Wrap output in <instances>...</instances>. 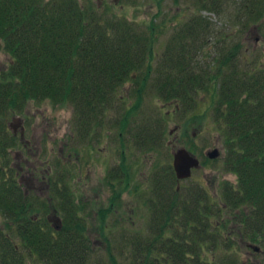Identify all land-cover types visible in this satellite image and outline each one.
Here are the masks:
<instances>
[{
	"label": "trees",
	"instance_id": "16d2710c",
	"mask_svg": "<svg viewBox=\"0 0 264 264\" xmlns=\"http://www.w3.org/2000/svg\"><path fill=\"white\" fill-rule=\"evenodd\" d=\"M92 1L87 8L81 0H0V39L12 56L1 72V111L22 112L29 98L67 102L73 108L75 133L85 141L92 129L97 132L105 125L121 87L131 82L136 98L121 128L144 149L157 146L166 129L165 117L139 115L146 86L183 115L208 91L211 129L224 147V153L213 159L222 158L225 169L237 176L234 185L224 182L221 206L226 210L221 208V218L212 221L218 211L206 188L183 187L172 164L158 168L152 176L148 234L129 239V264H193V258L202 261L205 248L234 247L235 234L249 237L264 256V63L255 59L258 64L252 67L240 59L242 45L227 46L224 31L219 33L199 12L172 32L157 64L151 56L153 24L139 29L134 19L101 10ZM230 1L197 4L201 11L217 13ZM254 1L232 0L229 8H234L235 22L247 23V8ZM258 6L252 15L256 18L264 16V0ZM209 30L220 37L207 60ZM16 141V135L0 124V212L16 223L9 232L0 229V264H27L32 258L46 264H86L92 247L86 222L79 219L81 207L66 187L52 188L50 200L62 211L63 223L56 226L47 219L44 199L32 200L24 193L11 163L9 147ZM121 167L108 171L112 185L129 179L128 169ZM61 181L67 179L63 176ZM232 218L236 221L230 228ZM211 241V247L203 246ZM108 243V261L120 264ZM232 258L228 264H243L238 256Z\"/></svg>",
	"mask_w": 264,
	"mask_h": 264
},
{
	"label": "rangeland",
	"instance_id": "374dc122",
	"mask_svg": "<svg viewBox=\"0 0 264 264\" xmlns=\"http://www.w3.org/2000/svg\"><path fill=\"white\" fill-rule=\"evenodd\" d=\"M81 1L87 4L88 8L89 1L92 0ZM233 1L235 3L237 0ZM260 1L255 0L248 5L245 18L247 23L244 20L235 22L233 19L234 8L232 6L229 8V5L233 4L232 0L224 6V11L217 13L209 9L199 11L200 5L197 4V0H93L92 2L101 10L109 9L120 16L134 19L139 23V29L153 24L155 40L152 43L151 56L156 62L163 55L165 44L172 32L201 12L204 17L212 21L219 33L224 31L229 36L225 44L230 45L227 46L236 43L242 45L238 57L240 59L242 57L246 63L254 67L258 64L255 59L264 63V16L260 18L252 16L256 15ZM235 27L241 29L234 31ZM219 37L215 30H209L205 35L209 43L205 51L211 52L207 60L214 55L216 51L214 44ZM11 60V54L5 50L4 43L0 39V77ZM156 66H153V70H156ZM149 87L151 86H146L142 98V112H139V115L165 117L163 123L166 126L162 143H157V146L153 144L151 148L139 147L121 128L123 119L127 117V110L133 106L136 98V95L134 97L132 95L133 91L131 92V82L121 87L118 98L114 99L115 103L108 110L105 125L97 129L98 136L92 129L85 141L76 134L77 129L72 119L73 108L67 102H55L50 98L41 100L29 98L22 112L10 110L4 114L0 109V124L6 126L17 138L15 145L9 147L11 163L16 169L19 167L21 169L17 178L25 183L27 187L25 191L31 194L28 196L32 200H35V195L38 193L39 196H44V206L48 208L45 211L47 219L49 217L48 220L56 226L63 223L62 211L58 209L54 200H50L53 191L52 188L47 189L48 184L59 190L66 187L68 193L72 194L81 207L79 219L86 222L85 233L92 247L90 251L92 258L86 264H112L107 259L109 241L120 264H129L128 257L132 251L129 239L148 234L151 214L149 196L153 192L151 189L153 172L172 164L173 153L177 149L186 147L200 160L199 168L193 169L192 175L188 178L181 179V184L183 187L198 185L208 190L212 207L218 211L217 217H211L212 221L221 218L219 215L221 208L226 210V207L221 206L224 202L222 194L224 182L228 181L233 185L237 182L236 174L227 171L222 165V158H208L209 160L206 158V153L215 147L221 150V154L224 153L220 135L211 129L209 105L212 99L208 91L206 93L204 91L201 97L198 96L199 102L195 109L183 115L174 110L173 103L163 99ZM121 166H126L128 169L129 179L122 184L118 180L114 181L115 185H112L108 182V171L115 167L117 171H121ZM63 176L67 179L66 183L61 181ZM30 183L31 185H26ZM118 189H122L121 193L118 197H112ZM4 215V212H0V229L9 232L16 223ZM228 217L232 216L228 214ZM233 221L236 220L232 218L228 227H234ZM212 243L211 241L203 246L211 247ZM251 243L254 242H251L249 237L235 234L234 247L221 249L219 246L213 250L205 248V251L201 252L202 261L193 258L192 263L228 264L234 256H238L243 264L263 263V254L253 249ZM27 264L46 263L32 258Z\"/></svg>",
	"mask_w": 264,
	"mask_h": 264
},
{
	"label": "water",
	"instance_id": "95a60500",
	"mask_svg": "<svg viewBox=\"0 0 264 264\" xmlns=\"http://www.w3.org/2000/svg\"><path fill=\"white\" fill-rule=\"evenodd\" d=\"M221 154L220 149L215 147L207 152L209 158H217ZM173 167L178 179H185L192 175L193 169L199 168L200 160L186 147H181L173 153ZM256 251L260 250V247L256 244L251 246Z\"/></svg>",
	"mask_w": 264,
	"mask_h": 264
},
{
	"label": "flooded vegetation",
	"instance_id": "af4514ba",
	"mask_svg": "<svg viewBox=\"0 0 264 264\" xmlns=\"http://www.w3.org/2000/svg\"><path fill=\"white\" fill-rule=\"evenodd\" d=\"M16 170H17V174H18V173H19V171H20L21 169H20V167H19V168H17ZM17 174H16V175H17ZM31 174L34 176V174H33V173H31ZM30 177H31V175H30ZM36 179H37V176H36ZM39 180H40V179H39ZM19 181H20V179H19ZM20 182H21V181H20ZM21 183H22V182H21ZM26 185H31V183H30V184H26ZM22 186H23V189H24V190H23V191H24V193H25V194H27V195H31V194H28V193L25 191V188H27V187L25 186V183H23V184H22ZM47 186H48V187H47V189L54 188V187H51V186H52L51 184H50V185L48 184ZM39 195H40V194L38 193V194H37V195H35V196H39ZM40 197H42V198H43L44 196L42 195V196H40ZM46 216H47V215H46ZM48 219H49V217H48ZM49 220H50V219H49Z\"/></svg>",
	"mask_w": 264,
	"mask_h": 264
},
{
	"label": "bare ground",
	"instance_id": "6f19581e",
	"mask_svg": "<svg viewBox=\"0 0 264 264\" xmlns=\"http://www.w3.org/2000/svg\"><path fill=\"white\" fill-rule=\"evenodd\" d=\"M203 10H205V9H202V11H203ZM200 11H201V9H200ZM202 11H201V12H202ZM201 12H200V13H201ZM201 14H202V13H201ZM202 15H203V14H202ZM188 21H189V20H188ZM211 22H212V21H210V23H211ZM226 35H227V34H226ZM226 37H229V36L227 35ZM202 59H203V58H202ZM206 190H207V189H206ZM207 191H208V190H207ZM208 193H209V192H208ZM209 195H210V193H209ZM210 196H211V195H210ZM213 216H214V218L217 217L216 215H213Z\"/></svg>",
	"mask_w": 264,
	"mask_h": 264
}]
</instances>
